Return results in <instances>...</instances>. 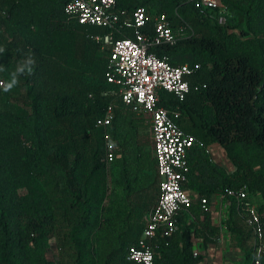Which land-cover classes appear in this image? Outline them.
Segmentation results:
<instances>
[{
  "label": "trees",
  "instance_id": "1",
  "mask_svg": "<svg viewBox=\"0 0 264 264\" xmlns=\"http://www.w3.org/2000/svg\"><path fill=\"white\" fill-rule=\"evenodd\" d=\"M222 1L224 23L180 0L116 2L127 12L144 7L148 30L158 14L174 29L188 25L174 46L152 50L173 65L200 68L186 78L182 102L160 91L159 104L177 109L180 128L221 147L228 162L225 168L204 150L187 152L183 186L197 192L189 208L196 223L178 218L175 232L155 241L154 264H200L191 241L196 225L215 238L225 227L244 251L243 264L251 263L252 233L233 199H222L218 224L201 211V197L211 202L246 186L264 226V0ZM65 2L0 0V264H138L126 254L159 193L154 151L144 149L136 110L103 94L112 88L109 49L92 35L106 29L66 24ZM110 102L114 118L104 133L96 123Z\"/></svg>",
  "mask_w": 264,
  "mask_h": 264
},
{
  "label": "built area",
  "instance_id": "2",
  "mask_svg": "<svg viewBox=\"0 0 264 264\" xmlns=\"http://www.w3.org/2000/svg\"><path fill=\"white\" fill-rule=\"evenodd\" d=\"M201 13L217 17L225 22L226 7L222 0H180ZM117 0H66L63 6L65 23L81 24L106 29L92 35L101 48L109 49L106 80L112 88L104 95L119 98L122 103L139 110L147 120L152 134L157 173L160 179L159 193L150 207L140 237L126 254V260L138 264H154L155 242L169 238L178 226V215L187 212L193 199L184 188L189 171L187 152L192 148H209L198 137L186 133L175 122L178 110L159 104L160 91L171 93L182 102L190 90L187 77L192 76L200 65L187 63L173 65L166 55L158 56L152 48L174 46L187 36L189 27L182 24L173 28L164 14L155 16L152 28L147 29L148 15L144 7L131 12L116 9ZM129 32V35L123 31ZM5 82L0 79V89ZM114 118V103L107 104L96 126L106 128ZM106 137V135H105ZM103 161L107 164L113 157L108 140ZM233 199L238 214L252 233V258L250 264H261L264 253V226L258 206L246 186L226 189L219 197ZM202 212L211 211L212 203L207 197L199 199ZM226 208V207H225ZM219 222L222 216L219 215ZM194 254H197L194 252Z\"/></svg>",
  "mask_w": 264,
  "mask_h": 264
},
{
  "label": "crops",
  "instance_id": "3",
  "mask_svg": "<svg viewBox=\"0 0 264 264\" xmlns=\"http://www.w3.org/2000/svg\"><path fill=\"white\" fill-rule=\"evenodd\" d=\"M135 114L137 115V119L139 121V124L143 128V130H142L143 134L145 135L144 139H143V142L145 144L144 149L152 151V134L150 131L149 124H148L147 120L145 119V117L143 116V114L139 112V110L138 111L136 110ZM217 146L218 145L208 146V148H209L208 155L212 161L219 164L218 161H216L217 160L216 158L219 155L218 150L216 148ZM220 149H221V147H220ZM210 151L212 152L213 155H210ZM222 152H223V150H222ZM225 159H226V156H225ZM185 190L187 191L188 195L193 199V202L195 203L197 201V196H196L197 192L189 186H186ZM218 199H219V196H214L211 199V203H212L211 214L213 217V223L219 222V219H218L219 215H221L223 218L225 211H226V208L223 207V204L221 202H220V204L219 203L217 204ZM217 205L220 206V208L217 207ZM178 218H179V223L181 225L182 224H195L196 223V219L193 216V214H191L190 210H188L187 212L180 213L178 215ZM196 228L198 229V232L195 234L192 231L191 241H192V245H193V251L202 256V260L200 263L201 264L202 263H212L214 260L216 261L217 260L216 257L219 253V250H217L216 247L218 246V244H220V241H222L221 237H222V228L223 227L220 229V234L218 235L217 238L206 236L205 232H203V231L199 232L200 225H196Z\"/></svg>",
  "mask_w": 264,
  "mask_h": 264
},
{
  "label": "rangeland",
  "instance_id": "4",
  "mask_svg": "<svg viewBox=\"0 0 264 264\" xmlns=\"http://www.w3.org/2000/svg\"><path fill=\"white\" fill-rule=\"evenodd\" d=\"M0 76L3 77V73L1 69H0ZM216 148L219 153V155L216 158L217 159L216 161H218V163L221 166L228 168V163L227 160L225 159V154L222 152L219 146H217ZM210 155H213L211 151H210ZM156 197H157V193L155 192L153 200L149 202L150 207L155 201L154 199H156ZM254 200L257 205L260 203L257 198H255ZM220 202L223 204L224 208L227 206V202L225 200L222 201L219 198L217 204L218 203L220 204ZM217 207L220 208V206L218 205ZM217 223L220 224L219 222ZM226 230L227 229L225 227L222 228V237H221L222 241H220V244H218V246L216 247V249L219 250V253L216 257L217 260L216 261L214 260L212 263H202V264H243L245 257L244 251L236 247V245L234 244L233 236Z\"/></svg>",
  "mask_w": 264,
  "mask_h": 264
}]
</instances>
